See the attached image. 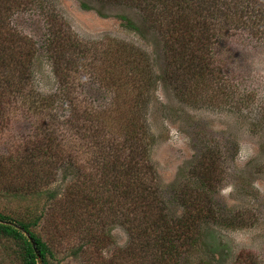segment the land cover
Here are the masks:
<instances>
[{
    "label": "rangeland",
    "instance_id": "1",
    "mask_svg": "<svg viewBox=\"0 0 264 264\" xmlns=\"http://www.w3.org/2000/svg\"><path fill=\"white\" fill-rule=\"evenodd\" d=\"M47 3V10L65 23L70 44L80 49L73 78L69 79L70 96L76 103L73 108L57 97L61 84L43 48L46 27L40 14L17 10L9 20L15 32L36 45L31 79L35 94L52 102L47 111H57L62 117L70 111H92L95 118L99 116L101 128L93 132L98 136L93 141L95 146L103 137H117L126 128L139 134V143L147 148L152 184L158 185L176 215L183 211L175 200L177 193L187 184L191 192L195 185L193 179L190 181L192 169L207 146L218 149L222 157L215 165L218 175L210 196L215 216L220 218L201 225L197 244L184 264H264V122L257 120L260 111H253L255 105L251 104L253 99L264 103V21L258 24L253 16L247 18L251 10H246L244 0L235 1L227 18L220 19L218 14L207 57L216 73L206 92L204 85L197 87L199 82L188 70L179 77L177 67L170 65V40L162 27L147 18L145 9L110 0ZM257 25L263 27L257 31ZM128 50L145 58L151 88L140 92L134 78L139 60ZM55 54L57 59L62 56L59 51ZM244 95L250 100L238 102L237 98ZM23 111L12 115L9 125L0 128L1 158H9L40 119L30 108ZM78 133L80 130L65 132L66 160L48 186L59 191V201L45 205L40 200L37 205L46 217L33 230L52 250L50 262L152 264L145 259L139 261L129 252L130 234L113 204L90 213L81 207L64 231L53 227L64 215L60 211L67 207L64 200L70 189L95 198V192L91 195L89 190L83 191L81 178L84 171L93 170L89 156L93 145ZM26 204L5 199L0 189L1 214L13 217ZM96 233L102 242L93 240ZM15 248L12 241L0 238V264H22Z\"/></svg>",
    "mask_w": 264,
    "mask_h": 264
},
{
    "label": "trees",
    "instance_id": "2",
    "mask_svg": "<svg viewBox=\"0 0 264 264\" xmlns=\"http://www.w3.org/2000/svg\"><path fill=\"white\" fill-rule=\"evenodd\" d=\"M110 1L145 9L147 18L162 27L163 34L169 38L170 65L177 67L179 77L184 75V69L188 70L191 78L199 82L197 87L202 84L208 92V88H211L209 83L216 73L207 58L216 35L215 21L219 16L220 19L227 18L236 0ZM47 2L0 0V128L8 126L12 115L25 112V108L32 109V114L40 118L33 133L23 136L19 148L9 154V158L0 157L2 196L9 201L27 203L25 209L13 217L0 213V238L12 241L22 264H52V250L33 230L46 217L44 209L37 205L40 200H44L45 205L59 201L56 200L59 191L49 189L48 186L52 184L57 168L65 159V132L80 130L78 134L88 140L87 144L93 145L89 156L94 167L93 170L84 171L83 177L81 174L78 177L83 179V191L89 190L91 195V192H95V198L70 189L67 192L69 196L64 200L67 207L63 206L60 211L64 215L58 217L53 227L64 231L71 216H76L75 212L81 207L90 213L113 204L116 214L124 221L130 234L128 250L139 261L145 259L152 264H184L188 261L187 255L191 254L197 244L201 225L218 218L210 195L218 175L215 165L222 157L221 153L207 146L192 169L190 181L193 179L195 184L192 185L193 189L190 192L187 184L176 195L175 200L180 202L183 210L181 215H176L170 205L167 206L169 202L165 201L158 185L152 184L154 178L151 177L152 168L147 163V148L144 149L139 143V134L130 133L126 128L117 137L108 140L106 136L103 137L99 146H95L93 141L98 136L93 132L101 128L99 116L95 118L92 111H70L66 117H62L57 111H47V108L49 110L52 107V102L35 94L31 79V67L37 54L36 45L30 38L15 32L9 23L17 10L26 9L40 14L46 27L47 42L43 48L52 59L54 74L61 84L57 97L70 104L71 108L75 107L76 103L70 96L69 79L73 78L71 73L76 67L80 49L70 44L71 38L65 23L58 15L47 10ZM244 3L246 10H251L247 18L253 16L255 22L261 24L260 20L264 21V0H244ZM256 27L259 31L263 25ZM56 51L62 53L60 59H57ZM128 51L131 57L136 56L139 60L134 66V78L137 79L140 92L143 88H151L152 80L144 66L145 58L133 50ZM237 100L244 103L250 98L244 95ZM251 104L255 105L253 111H260L257 120L264 122V103H255L253 99ZM22 105L25 106L23 109ZM42 117H46V120ZM145 135L143 132L142 137ZM93 240L102 242L98 233Z\"/></svg>",
    "mask_w": 264,
    "mask_h": 264
},
{
    "label": "water",
    "instance_id": "3",
    "mask_svg": "<svg viewBox=\"0 0 264 264\" xmlns=\"http://www.w3.org/2000/svg\"><path fill=\"white\" fill-rule=\"evenodd\" d=\"M31 243H32V242H31ZM32 246H33V248L35 247L33 243H32ZM39 264H40V263H39Z\"/></svg>",
    "mask_w": 264,
    "mask_h": 264
}]
</instances>
